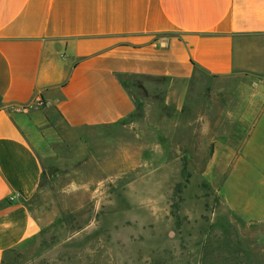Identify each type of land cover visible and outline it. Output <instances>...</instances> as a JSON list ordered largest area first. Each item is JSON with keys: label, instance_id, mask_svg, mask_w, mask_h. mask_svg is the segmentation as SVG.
Here are the masks:
<instances>
[{"label": "crops", "instance_id": "crops-1", "mask_svg": "<svg viewBox=\"0 0 264 264\" xmlns=\"http://www.w3.org/2000/svg\"><path fill=\"white\" fill-rule=\"evenodd\" d=\"M234 75L262 79L240 83L229 116L209 110L207 131L229 124L241 150H262L264 166V0H0V264L38 231L29 201L45 170L42 120L56 116L77 130L133 118L139 106L125 77L151 87L206 76L217 86ZM184 133L183 144L194 141ZM228 141L225 165L235 155ZM231 179L220 192L224 213L263 222L264 173L255 201L232 195Z\"/></svg>", "mask_w": 264, "mask_h": 264}, {"label": "rangeland", "instance_id": "rangeland-1", "mask_svg": "<svg viewBox=\"0 0 264 264\" xmlns=\"http://www.w3.org/2000/svg\"><path fill=\"white\" fill-rule=\"evenodd\" d=\"M200 77V84L151 87L129 78L140 106L116 125L75 130L56 116L42 120L45 170L29 201L38 231L3 264H264V221L224 213L220 197L232 177V195L256 200L262 150H241L229 124L207 131L209 110L228 108L229 116L240 106V83L262 78L234 75L215 86ZM184 132H194V141L183 144ZM224 138L233 141L226 143L235 152L229 165Z\"/></svg>", "mask_w": 264, "mask_h": 264}, {"label": "trees", "instance_id": "trees-1", "mask_svg": "<svg viewBox=\"0 0 264 264\" xmlns=\"http://www.w3.org/2000/svg\"><path fill=\"white\" fill-rule=\"evenodd\" d=\"M129 78H132V79H134L133 77H125V78H123V81H125L124 82V85L127 87V88H129V84H128V82H127V80L129 79ZM130 89V88H129ZM131 91V90H130ZM132 92V91H131ZM136 97V96H135ZM137 98V97H136ZM137 103H138V106H140L139 105V102H138V98H137Z\"/></svg>", "mask_w": 264, "mask_h": 264}, {"label": "built area", "instance_id": "built-area-1", "mask_svg": "<svg viewBox=\"0 0 264 264\" xmlns=\"http://www.w3.org/2000/svg\"><path fill=\"white\" fill-rule=\"evenodd\" d=\"M20 196V194H17V197H19Z\"/></svg>", "mask_w": 264, "mask_h": 264}]
</instances>
